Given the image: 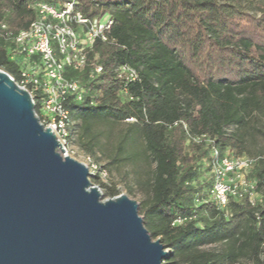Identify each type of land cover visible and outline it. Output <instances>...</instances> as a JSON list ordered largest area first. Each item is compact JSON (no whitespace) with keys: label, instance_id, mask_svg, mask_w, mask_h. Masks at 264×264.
Instances as JSON below:
<instances>
[{"label":"trees","instance_id":"obj_1","mask_svg":"<svg viewBox=\"0 0 264 264\" xmlns=\"http://www.w3.org/2000/svg\"><path fill=\"white\" fill-rule=\"evenodd\" d=\"M59 1L0 0V23L16 32L35 18L36 4ZM76 1L85 15L113 19V41L94 43L102 72L77 73L86 91L69 105L79 120L77 145L95 155L108 142L111 163L150 164L137 178L139 214L168 248L164 264H264V0ZM115 63L138 70L131 100L118 94ZM0 69L17 76L2 38ZM201 135L253 160L254 205L245 197L216 207L210 148L193 140ZM99 185L108 198L119 194L114 184ZM177 218L183 222L172 224Z\"/></svg>","mask_w":264,"mask_h":264},{"label":"water","instance_id":"obj_2","mask_svg":"<svg viewBox=\"0 0 264 264\" xmlns=\"http://www.w3.org/2000/svg\"><path fill=\"white\" fill-rule=\"evenodd\" d=\"M0 69V264H164L136 200L102 198ZM63 151V149L61 148Z\"/></svg>","mask_w":264,"mask_h":264},{"label":"built area","instance_id":"obj_3","mask_svg":"<svg viewBox=\"0 0 264 264\" xmlns=\"http://www.w3.org/2000/svg\"><path fill=\"white\" fill-rule=\"evenodd\" d=\"M35 8V18L16 32L6 23H0V38L7 44L9 57L18 68L17 76H10L30 94L34 108L37 107L34 111L39 123L55 134L61 154L75 158L79 120L73 116L69 105L82 101L86 92L77 73L85 70L87 78L92 79L102 72L103 67L93 52L94 43L113 41L109 38L113 19L107 14L85 15L76 0H61L55 4L41 2ZM111 72L119 82L118 94L125 100L133 99L128 86L139 80L138 70L127 63H115ZM123 120L132 122L135 118L126 116ZM193 140L204 141L210 148L208 192L216 207L225 210L231 198L245 197L254 205L258 198L256 183L248 177L253 160L221 152L206 135ZM82 157L84 160L80 162L87 166L89 178L105 177L104 168L89 155ZM182 222V218H177L172 224Z\"/></svg>","mask_w":264,"mask_h":264},{"label":"rangeland","instance_id":"obj_4","mask_svg":"<svg viewBox=\"0 0 264 264\" xmlns=\"http://www.w3.org/2000/svg\"><path fill=\"white\" fill-rule=\"evenodd\" d=\"M112 144V141H111ZM77 147V153L73 155L79 161H83V154L89 155L84 150H82L76 143L74 145V149ZM113 148L110 143H105L101 151H97L95 155H89L91 160L95 162L98 166H101L106 170V175L103 179L97 178V182H92V178L90 181L99 187V191L101 193L102 198H108L104 194V188L100 186V183L110 185L114 184L118 189L119 194H126L128 197L134 199L138 203V211L141 200L143 198L142 190L140 186L137 184V178L144 177L142 170H149L150 164L146 165L144 160L138 158L136 160H123L117 163H111V154ZM82 151V152H81ZM131 154L132 150L127 151ZM148 162V161H147ZM140 175V176H139ZM247 178V177H246ZM240 263V262H239ZM240 264H249L247 262H242Z\"/></svg>","mask_w":264,"mask_h":264}]
</instances>
